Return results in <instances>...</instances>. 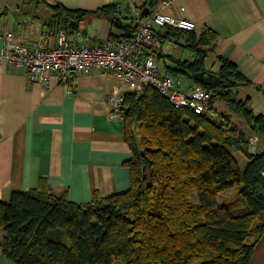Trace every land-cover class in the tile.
Masks as SVG:
<instances>
[{
  "label": "trees",
  "instance_id": "obj_1",
  "mask_svg": "<svg viewBox=\"0 0 264 264\" xmlns=\"http://www.w3.org/2000/svg\"><path fill=\"white\" fill-rule=\"evenodd\" d=\"M50 8L51 18L67 22L70 16L75 24L107 5L94 11ZM166 27L187 33L193 53L168 73H186L213 88L209 105L227 104L258 135L260 147L251 152L248 136L227 117L218 123L190 108H174L150 86L139 94L127 91L122 112L131 150L124 162L129 188L107 196L93 192L84 203L56 196L48 186L13 190L0 200V251L16 264H250L264 231V114L238 96L248 81L226 58L219 57V82L194 79L212 49L208 29L195 38L193 31ZM124 28L130 35L131 19ZM233 149L247 159L243 169ZM234 188L240 206L217 202L220 193Z\"/></svg>",
  "mask_w": 264,
  "mask_h": 264
},
{
  "label": "crops",
  "instance_id": "obj_2",
  "mask_svg": "<svg viewBox=\"0 0 264 264\" xmlns=\"http://www.w3.org/2000/svg\"><path fill=\"white\" fill-rule=\"evenodd\" d=\"M134 1L143 5L146 0ZM57 5L88 11L107 8L86 13L73 24L70 16L67 22L51 18L50 7ZM178 6H183L182 12ZM155 7L157 4L143 15L146 17ZM160 9L193 20L195 38L205 29L211 32L206 70L217 73L220 56L233 62L248 81L239 86L238 96L247 98L253 112L264 114V0H174ZM126 11V0H0V48L3 33L11 28L16 42L29 45L45 32L43 45L48 46L61 29L75 45L85 35L91 44L114 45L125 32ZM154 29L160 41L155 58L161 71L168 73L177 60L193 59L186 46L187 33L173 32L166 26ZM167 41L185 47L186 56L174 58L163 53ZM115 89L132 91L111 69L81 73L71 88L53 80L45 90L40 82H29L21 69L2 60L0 200H7L13 190L48 186L56 196L84 203L93 192L107 196L128 189L130 173L124 162L131 150L124 138V121L110 116L106 102ZM211 106L224 119L238 118L243 125L239 129L247 136L254 134L223 101H214ZM250 264H264V231L253 247Z\"/></svg>",
  "mask_w": 264,
  "mask_h": 264
},
{
  "label": "built area",
  "instance_id": "obj_3",
  "mask_svg": "<svg viewBox=\"0 0 264 264\" xmlns=\"http://www.w3.org/2000/svg\"><path fill=\"white\" fill-rule=\"evenodd\" d=\"M173 1L157 0V7L145 17L140 4L126 0L125 16L131 19L132 32L130 35H120L114 45L109 42L91 44L86 35L75 45L62 29L55 32L56 36L48 46L43 45L45 32L29 45L16 42L14 29H8L2 35L0 62L6 60L14 68L21 69L29 82L38 81L45 90L50 88L53 80L71 88L81 73L111 69L138 94L144 87L150 86L174 108H190L197 114L212 117L216 112L209 105V100L214 89L195 82L183 87L179 77L161 71L156 61L155 53L158 52L160 41L155 36V27L195 30L193 20L160 9ZM178 9L182 12L184 8L178 6ZM124 99V93L118 89L107 96L112 118L123 120ZM248 144L249 150L254 152L258 136L249 135Z\"/></svg>",
  "mask_w": 264,
  "mask_h": 264
},
{
  "label": "rangeland",
  "instance_id": "obj_4",
  "mask_svg": "<svg viewBox=\"0 0 264 264\" xmlns=\"http://www.w3.org/2000/svg\"><path fill=\"white\" fill-rule=\"evenodd\" d=\"M162 49H163V53L170 54L171 57H174V58H184L186 56V53H187V50L185 49V47L182 48L176 42H171V41L165 42L163 44ZM207 62L210 63V56L206 58V64L204 63L205 69H208L207 68L208 67ZM208 71H210V70H208ZM174 76L179 77V80H180L182 86L187 85L191 81V78L186 73H179L178 76L177 75H174ZM219 104L221 106H223V103H219ZM211 119H214L215 121L220 123L224 120V117L222 115L217 114V111H216V114L213 115ZM230 124L234 125L238 129L243 127V125L242 126L240 125V124H242L241 121L236 117H234L233 121H230ZM133 130L136 133H138L136 124H133ZM256 136H258V135H256ZM259 142H260V139L258 137V145L260 147ZM231 153H232L233 157L236 159L239 168L243 169L245 167L247 159L238 150L233 149ZM221 201L230 202L233 205L240 206L239 205L240 203H238V200L235 199V188L220 193L217 196V202L220 203ZM0 264H16V263L14 261H12L11 259L7 258L6 256H4L0 252Z\"/></svg>",
  "mask_w": 264,
  "mask_h": 264
},
{
  "label": "water",
  "instance_id": "obj_5",
  "mask_svg": "<svg viewBox=\"0 0 264 264\" xmlns=\"http://www.w3.org/2000/svg\"><path fill=\"white\" fill-rule=\"evenodd\" d=\"M148 8L144 7L143 8V13L147 14L148 13ZM193 77L195 80L205 84V85H210L216 82H219L221 79L218 77V75L212 71L208 70H198L193 73Z\"/></svg>",
  "mask_w": 264,
  "mask_h": 264
}]
</instances>
